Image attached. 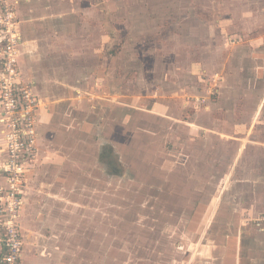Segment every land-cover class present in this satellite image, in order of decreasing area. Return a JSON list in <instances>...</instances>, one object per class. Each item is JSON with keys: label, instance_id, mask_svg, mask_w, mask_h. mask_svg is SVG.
<instances>
[{"label": "rangeland", "instance_id": "1", "mask_svg": "<svg viewBox=\"0 0 264 264\" xmlns=\"http://www.w3.org/2000/svg\"><path fill=\"white\" fill-rule=\"evenodd\" d=\"M15 1L19 4V0ZM75 1L88 7L71 11V19L82 14L89 20L81 31L86 38L91 37L87 45L92 52L79 65L72 64L71 69L74 66L80 71L85 67L89 83L87 77L92 79L95 73V79L98 67V72L105 75L106 66L108 89L103 86L100 93L110 97L115 84H119L126 116L131 115V100L140 105L147 103L151 88H156L157 93L160 87L156 95H161L164 83L174 98L180 92L175 83L186 84L188 89L206 82L210 85L211 80L216 81L214 72H227L219 63L220 56L231 51L230 44L264 36V0ZM17 14L19 17L21 12L17 10ZM196 62L204 67L203 79L192 72L200 69ZM211 87L213 92L208 94L218 93L216 83ZM96 92L99 97V89ZM177 116L185 117L186 113L177 112ZM175 123L170 124L167 117H154L150 124L140 121L139 131L153 130L155 143V138L142 131L124 140V160L120 155L108 156V162H117L109 164L106 171L93 168L87 175L71 171L75 182L71 197L99 195L93 203L72 201L71 215L102 212L94 220L97 226L102 221L104 230L99 235V230L93 229L92 234L71 239L76 243L71 250V264H264V203L257 201L264 199V194L256 195L261 193V187H255L252 194L242 186L230 187L227 195L235 199L231 204L238 213L232 215L227 202L222 205L223 196L221 200L213 196L217 190L212 183L213 174H218L214 178L217 181L226 172L227 147H219L215 138L203 133L190 137L185 134L190 133L189 128L180 130ZM127 124L130 134L132 127ZM103 161L106 165V159ZM235 190L239 194L245 191L247 197L236 196ZM202 197L209 199L208 208L201 220L203 229L196 235L186 226L189 221H197L194 207ZM240 199L251 201L247 205L251 214L244 213L245 205ZM87 220L81 218L77 228L82 229ZM98 235L105 242L103 247L90 250V240L98 244ZM236 237L240 246L235 258H228L212 244L221 245Z\"/></svg>", "mask_w": 264, "mask_h": 264}, {"label": "crops", "instance_id": "2", "mask_svg": "<svg viewBox=\"0 0 264 264\" xmlns=\"http://www.w3.org/2000/svg\"><path fill=\"white\" fill-rule=\"evenodd\" d=\"M16 9L21 12L19 65L24 76L35 82L41 100L37 123V157L26 171L29 185L23 190L20 224L24 246L21 264H71V250L76 244L72 238L92 234L93 229L99 230V235L104 233L102 221L97 226L94 220L102 212L88 216L71 215L72 201L93 203V199L95 201L99 197L93 194L83 198L74 194L76 199L71 197V189H74L71 185H75L71 171L78 170L87 175V171H93V168L105 170L109 164H116V160L108 162V156L114 158L120 155L124 160L121 151L124 140L138 136L143 131H139L137 126L140 121L150 124L154 117H167L170 124L176 122L180 130L189 128L190 133L185 134L190 137L203 133L215 138L219 147H227L229 162L226 172L217 181L214 178L218 174H213L211 181L217 190L213 196L220 200L223 196L222 205L226 201L232 208V215L238 213L231 204L235 199L227 195L230 187L242 186L250 194L256 190L255 187H261V193L256 195L264 194V36L241 39L230 44L231 51L223 53L224 57L220 56L219 63L227 72H214L216 81L211 80L210 85L206 82L198 87L190 86L191 91L187 93L189 89L186 84L175 83L180 87V92L176 98L173 93L172 98L164 83L161 95H156L160 87L157 93L156 88H151L152 92L146 97L147 103L140 105L135 99L131 100V115L126 116L123 88L119 84H115V91L110 97H102L100 93L101 87L108 89L106 66V76L98 72V67L95 79V73L92 79L87 77V80L90 78L89 83H86L85 67L80 71L74 66L71 69L72 64L79 65L92 52L87 45L91 37L86 38L81 31L89 20L82 14L79 15L81 17L74 15L71 19V11L88 9L85 3L79 4L75 0H19ZM60 10L63 12L60 13ZM64 11H69V14ZM103 36L107 39V35ZM217 52L220 55V51ZM222 59L225 61L222 62ZM197 64L200 69H192V72L197 78L203 79L204 67ZM214 83L218 86V93L211 96ZM96 89H99V97ZM139 101L142 102L143 98ZM177 112L186 113V116H177ZM127 123L132 127L130 134L134 131L137 133L130 135ZM2 128L0 121V168L6 158ZM143 132L155 138L152 139V143H155L153 130ZM92 154H95V158H92ZM103 159H106V165ZM221 186L224 188L220 190ZM245 193L242 191L236 196L247 197ZM207 201L209 199L203 197L198 200L194 207L197 221H189L186 226L188 231L196 235L203 229L201 220L206 215ZM240 201L245 205L244 213L251 214L252 209L247 210V205L252 198L251 201ZM257 201L264 203L263 198H257ZM229 213L226 209V215ZM219 216H222L221 210ZM81 218L88 219L82 227L84 230L81 226L77 228ZM229 233L237 234L232 231ZM91 240L90 250L101 249L105 243L101 238L98 244ZM212 244L217 245L219 252L222 251L228 258H235L240 246L237 237L221 245Z\"/></svg>", "mask_w": 264, "mask_h": 264}, {"label": "built area", "instance_id": "3", "mask_svg": "<svg viewBox=\"0 0 264 264\" xmlns=\"http://www.w3.org/2000/svg\"><path fill=\"white\" fill-rule=\"evenodd\" d=\"M15 0H0V121L6 158L0 168V264H21L20 224L28 167L37 157L40 97L20 68L22 44ZM2 175V176H1Z\"/></svg>", "mask_w": 264, "mask_h": 264}]
</instances>
